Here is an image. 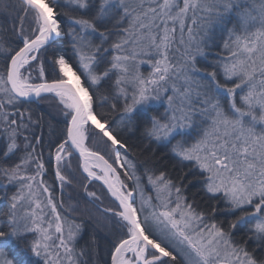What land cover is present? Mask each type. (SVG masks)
Segmentation results:
<instances>
[{
	"label": "snow or ice",
	"instance_id": "obj_1",
	"mask_svg": "<svg viewBox=\"0 0 264 264\" xmlns=\"http://www.w3.org/2000/svg\"><path fill=\"white\" fill-rule=\"evenodd\" d=\"M5 14L0 264H264V0Z\"/></svg>",
	"mask_w": 264,
	"mask_h": 264
},
{
	"label": "trees",
	"instance_id": "obj_2",
	"mask_svg": "<svg viewBox=\"0 0 264 264\" xmlns=\"http://www.w3.org/2000/svg\"><path fill=\"white\" fill-rule=\"evenodd\" d=\"M0 22H6L9 25L11 24V20L6 17V14L0 15ZM41 111L49 112V111H52V109H50L48 107L47 102H43L41 105ZM93 189L97 190L98 194L100 192V194L103 195V192L99 189L98 185L94 184L92 186V189H90V190H93ZM14 190H15L14 188L5 189L2 185H0V193H2L4 191H8V193L11 194V192ZM194 190H195V186L190 187L189 193H191ZM58 193L59 192L57 190V195H58ZM64 195H65V199L67 200L68 203H72V204L75 203L74 205L78 207L79 211H81V212H78L79 215H81L83 218H87L89 216V212H91V214H93V215H99V213L96 211L95 206L87 203V201L85 200L82 189H80V188L65 189ZM69 197H71V199H69ZM72 198H74V200ZM196 199L200 203L201 207H203L204 210L207 211L208 209L204 204V199H206V198H202V196H197ZM109 203L110 202L107 199H105L103 206L106 207V206H108ZM2 204H3V201H0V205H2ZM220 218L221 217H218V219H220ZM88 230L89 231L91 230V224H89ZM240 235H241V232L237 231L236 236L239 237ZM85 238H87V232H85Z\"/></svg>",
	"mask_w": 264,
	"mask_h": 264
},
{
	"label": "rangeland",
	"instance_id": "obj_3",
	"mask_svg": "<svg viewBox=\"0 0 264 264\" xmlns=\"http://www.w3.org/2000/svg\"><path fill=\"white\" fill-rule=\"evenodd\" d=\"M99 194H100V192H99ZM73 200H74V198H72ZM73 204H75V203H73ZM77 207V206H76ZM78 212H81V211H79L78 210V207H77V214H79Z\"/></svg>",
	"mask_w": 264,
	"mask_h": 264
}]
</instances>
